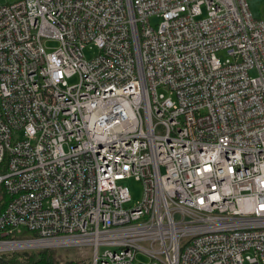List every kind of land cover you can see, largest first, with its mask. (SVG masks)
<instances>
[{
  "label": "built area",
  "instance_id": "built-area-1",
  "mask_svg": "<svg viewBox=\"0 0 264 264\" xmlns=\"http://www.w3.org/2000/svg\"><path fill=\"white\" fill-rule=\"evenodd\" d=\"M0 188V255L264 264V20L248 0L0 4Z\"/></svg>",
  "mask_w": 264,
  "mask_h": 264
},
{
  "label": "trees",
  "instance_id": "trees-1",
  "mask_svg": "<svg viewBox=\"0 0 264 264\" xmlns=\"http://www.w3.org/2000/svg\"><path fill=\"white\" fill-rule=\"evenodd\" d=\"M8 198L3 188H0V213ZM64 249H42L30 252H13L0 255V264H89V260H79L69 257ZM73 253V251H72Z\"/></svg>",
  "mask_w": 264,
  "mask_h": 264
},
{
  "label": "rangeland",
  "instance_id": "rangeland-1",
  "mask_svg": "<svg viewBox=\"0 0 264 264\" xmlns=\"http://www.w3.org/2000/svg\"><path fill=\"white\" fill-rule=\"evenodd\" d=\"M13 1L15 0H0V4H7ZM248 4L254 17L256 19L264 20V0H248ZM153 23H155V21H153ZM52 45H54V43L48 44V46H52ZM77 82H78V77H74L69 81L70 85L76 84ZM122 184L127 186L130 190L132 197V203H131L132 205H135L142 200L144 193V186L141 181H138L135 178H130L123 181ZM61 252H65L69 257L75 256L79 260L90 261L91 253L90 250L87 248H69V249H64ZM100 252L102 253L103 249H101Z\"/></svg>",
  "mask_w": 264,
  "mask_h": 264
}]
</instances>
